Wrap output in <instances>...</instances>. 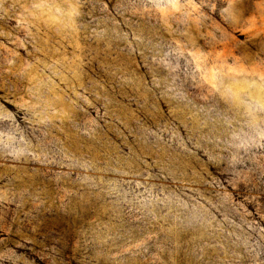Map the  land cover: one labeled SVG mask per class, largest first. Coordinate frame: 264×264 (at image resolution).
<instances>
[{"label":"rangeland","instance_id":"rangeland-1","mask_svg":"<svg viewBox=\"0 0 264 264\" xmlns=\"http://www.w3.org/2000/svg\"><path fill=\"white\" fill-rule=\"evenodd\" d=\"M0 264H264V0H0Z\"/></svg>","mask_w":264,"mask_h":264},{"label":"snow or ice","instance_id":"snow-or-ice-1","mask_svg":"<svg viewBox=\"0 0 264 264\" xmlns=\"http://www.w3.org/2000/svg\"><path fill=\"white\" fill-rule=\"evenodd\" d=\"M171 2H172V3H176V2H178V0H171Z\"/></svg>","mask_w":264,"mask_h":264}]
</instances>
